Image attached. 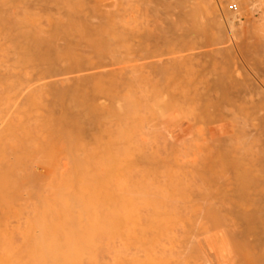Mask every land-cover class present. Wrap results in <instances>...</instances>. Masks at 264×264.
<instances>
[{
  "label": "rangeland",
  "instance_id": "obj_1",
  "mask_svg": "<svg viewBox=\"0 0 264 264\" xmlns=\"http://www.w3.org/2000/svg\"><path fill=\"white\" fill-rule=\"evenodd\" d=\"M7 1L8 0H6L5 2H4V0H0V11L2 12V13H0V18H1V14L3 15V13H4V15L7 16V18H6V16H4V19H1L4 22L7 19L10 20L11 18H13L14 15H17V14L19 15L22 12H23L22 14H24L26 11H25V8L24 9L22 8L23 5H26V8H28L29 10L31 9L32 12L40 13L43 11L48 12L49 10L54 9L56 6L55 4L57 2L55 0H46V1L34 0L33 2H32V0H9L12 2V3H10L11 5L14 4L13 6H11V5L9 6L7 4L9 1L8 2ZM77 1H79V2H77ZM82 1L81 0H75V2H77V4H80V5L82 4L81 3ZM87 1L85 0V2H86V3H84L85 5L87 4ZM92 1H91V3L88 1V5L93 4V6H96L97 2L94 3V1H93V3H92ZM110 1L111 0H107L106 2H110ZM114 1H115V3H119L118 1H123V0H118V1L114 0ZM126 1L129 2V0H126ZM126 1H125L126 7L129 8L128 6L131 5L130 6V8H131L133 4H130V2L132 3L133 0L132 1L130 0L129 5H127ZM192 1H194V2H190V3H192L193 5H196V6L198 5L196 8V11L195 10L194 11L196 13L199 11V13H197L196 16H194L195 13L193 14V16L190 14L189 15L192 16L193 18L195 17L194 19L197 21L192 20L191 17L189 18V15H188L189 11H187V10H191V9H188L191 6L186 7L185 8L186 11L182 8H181L182 10L178 8L177 10H180L178 12H182L184 10L185 14H186V15L184 14L185 18L186 19L189 18V20H187L185 22V19L183 18L184 15H182V13H181V15H182L181 17L184 20H182L181 25L179 23V25L181 27L179 33H182V35L186 34L188 38L186 37V35H185V37L184 36H182V37H184L185 39H188V40L191 38V40H190V42H191V41H196L197 35H199V34L201 35V34H203L201 32H204L205 34H203L201 36L199 35V37L197 39L199 40L200 37H203L202 40L201 39L200 40L202 42H203V39H204V41L209 40L210 42H208V43L211 46L210 45H209L210 47L203 46L204 48L200 47V46L197 47L199 44L197 46H195L196 45L195 43H197L198 40L195 43L191 42V44H192L191 45L190 42H188V40L182 39V40H184V43L186 41L185 46L187 48L184 46L185 50L183 48L184 51L177 54V55L182 56V59L180 58V60H181L180 64L181 63L184 64L183 62L186 63V61L190 59V64L192 63L193 65H189L186 63V65H184V69L186 70V68H187V69H189L188 71H194V72H189V74H188L187 73L188 71H186V73L183 74L184 69L180 68L182 70H180V69H178V70H180V72L183 71V72H181L182 76L181 75L177 76L175 72H179L178 70L175 72L171 71L170 72L171 75L173 74L172 72H174L173 75L175 77L172 76V78H171V76H168V79L170 78V80H171L170 82H173V83L169 84V87L167 88L166 93H163V94L161 93L162 95L158 94L159 95L158 98L164 97L165 99H169V100H170V98L172 99V101H169V102H167V100L166 101L164 100L163 102H165V103L166 102L167 103H172V102L174 103V101H176V99H177V103L182 102V104H180V105L181 106L183 105L182 106L183 109L179 104H177V103H175V104L180 106V107H178V110L180 109L179 114L182 118H180V116H179V118H180L179 123L183 127H185L186 130L182 129L179 132V134L178 133H174V134L166 133L167 136L164 133H163L164 135L162 133H157L156 135L154 133H151L150 135L147 136V138L145 137L147 139L146 140L147 144L144 143V146L141 145V146H143V148L139 149V151H133V153L132 152H128V153L122 152L121 154L119 153V154L115 155V156H117L116 158H115V156L101 158L97 163L93 164V166L89 167L88 169L87 168L85 170L81 169V171L85 172V173L82 172V174L80 173L81 171L78 170L79 171L78 172L77 169H75L76 170L75 172H77V174H79V173L81 175L87 174L89 176V177L84 176V180H86V182L85 183L83 182L82 184L80 183L81 185L84 184L82 187H80V185L78 186L77 183H75V185H76L75 186L73 183V185L76 189L78 186V189L80 190L79 192H81V191L84 192L82 195L85 194L86 196L85 195L84 196L86 198L79 194V196H81V197L76 196L78 199L75 201V203H74V200L72 198L70 199L69 203L70 204L74 203V204L78 205L79 203L83 202L85 204V205H83V206H85L84 209H88V210L92 209L91 211L95 210L96 212L94 211V213L93 212H91V213L87 212L86 213L84 210V212L81 213L82 207H80V204H79L78 206H76V205L75 206L78 208L80 207V209L73 211L74 213H68V214H71L70 216L68 215L69 218H62V216L59 214V213H61L62 208H63V210L66 209L65 210V213H66L69 209V208L67 209L68 205L67 206L64 205L65 206V208H64L60 204V202L62 200H60V202H59L56 199V204H59L60 206L59 205L55 206V204H54L55 200L53 199L51 194L56 193L58 190H60V189H58V187L59 188L63 187L62 189H64V187L69 186L70 182L75 181V180H71V176H69L70 171L67 172L64 170L65 174L66 173L68 174V175H66L68 177H66L64 175V177L67 178V179L66 178L65 179L67 181L71 180L70 182H67L68 185H66V186H65L66 183H64L62 185L61 182L60 183L62 186L61 185L59 186L60 183L57 182V180L59 181V178H61V177L64 179V177H63L64 172H62L63 171L62 168H64V167H62V168L59 167V169H57L56 172L53 171V172H55L56 175H58L59 178H57L56 175L54 176V178H57V180L54 181L52 178V181L54 182V184H55V182L57 184V185L55 184L52 186V184H51L52 182L50 181L51 175H53L51 173L52 169L47 171L46 173H44L42 175L44 177L39 178L40 180H35V181H28V179H26L27 175L30 172L28 168H23V170H22L23 176L24 175L26 176L25 178L22 175H21L22 177L20 175H18L19 171H17V170L13 171V169L12 170L10 169L12 171V173L5 172V175L7 173H9V175L11 176V177L7 176L9 181H10V178L12 180L10 182L11 183L10 189L16 183L15 179H18L16 177V173H17V176H20V178H21V179H19V181L16 180L17 182H19V186L21 184L20 182H22L23 184L24 183L26 184V186L24 184V186H20V187L16 186V184H15L17 189H16V187H14V189H12L11 192H9L10 190H7L9 193H6L7 191L5 190L6 195L12 194L14 196V194H15L16 198H14L11 195H9L8 197L4 196L5 193L2 191L3 188L1 186H3V187L5 186L4 181H6V178L2 179L1 177L5 176L4 175L5 169L3 167L2 168L0 167L2 169V170L0 169L1 170V172H0V184H2L0 186V193H1V191L3 192L2 196H0V200H1V202H0V204H1L0 205V209H1V213H0V216H1L0 217V230L1 231H0V234L3 233L2 237L0 236V242H1L0 243V250L2 249L1 250L2 255L4 257L6 256L5 258L0 257V264H2V260L4 262V259H6V261L3 264H24V263L25 264H36V262H37V264H43L45 261L43 259L44 257L45 258L48 256L51 257L53 254L51 255L50 252L53 249V247H51L53 244L52 245H50V244L53 243L54 240L53 241L51 240L52 241L51 242L50 237L53 238L54 236H51L52 234L51 235L49 234L50 236L48 239L47 233H45V234L40 233V232H43V231H40V228L43 227V229L46 231L47 227L50 228L52 226V225H50L52 223H49L50 221H47L48 223L46 224L44 222L45 221L44 219H49V218H47L48 214L50 215L53 213H55V215L53 214L55 216V218L52 217V220H51V221H53V225H54V227L52 226V229L56 230V227H60L61 222H62V225L60 228L64 229V230H62V229L60 230L58 228V230H56V233H55V231H53V233H54L53 235H56V237L58 236L59 239L62 240L64 238L62 240L63 242L61 245L62 250L59 253L61 254L62 257H64L63 253L65 252L64 253L65 256L66 255H68V256H66L65 261L63 260L64 263H62L63 261L58 263L52 257L53 260H48V261H50L49 263H48V261H45V264H61V263L62 264H66V263L67 264H74V263L77 264V262H79L78 264H264V259L261 258L262 254H263V250H264L263 245H262V240H263L262 238H264V233L261 234L262 232H264V230H263L264 229V215L260 214L259 221L256 220L255 216L253 218L248 216L253 211H255V209L259 205H261V204H262V206L264 205V182H263L264 181V171H263L264 167L261 168V165H262L261 162L262 163L264 162V160L262 161V159H264V158H261V154L263 155L262 157H264V107H263V105H264V0H218V1L217 0H200V1L199 0H192ZM18 2L21 4L22 7L21 6H19V7H21L22 10H19V7H16V5H18L16 3H18ZM35 2L40 3V4H34ZM72 2H74V0ZM121 3H119L118 9L121 8V6H120ZM185 3H186V1H185ZM201 4H202V6H201ZM86 6H85V8H86ZM99 6H101V4ZM99 6H97V7H99ZM110 6L112 8H110L109 12H107L108 10H105L106 13L105 12L101 13V14H104V15H102L104 17H101L98 14L101 17L100 18L97 15L100 19H103V21L101 20L100 23L98 22L100 24V26L95 28L96 30L97 29L100 30V34H99L98 38L103 39L106 36L105 33L107 34V32H109L108 30H110V29H112L110 31H113V29H115L116 26L117 27L119 26V28H116V29L122 30L123 29L122 27L124 25L122 24V27H120V25H119L120 23L118 22V20L121 19V16L124 14H125L124 18H126L125 23H127L125 25L126 26L128 25L127 28L124 27V29H126V30H124V29L122 30V31H124V35H125L127 29L128 30H130L132 28L140 29L139 27H141V28L144 27V22L146 20L144 18L141 19L139 17V15H138V19H137L136 18L137 16L134 15V13L136 11L130 12V10L124 9L122 7V10L124 9L126 11L124 12V10H123L124 13H122L120 11L119 13H121L122 15L120 14L121 16L119 18V17H117L119 14L116 13L118 10L115 12L114 11L115 8H113L114 5L112 4ZM123 6L125 7V4ZM211 6H213V7H211ZM6 7H8V8L6 9ZM83 7H82V9H83ZM133 7H134V5H133ZM198 7H199V10H198ZM210 7H211V9H210ZM102 8H104V6H102ZM193 8L194 7H192V9ZM77 9H79V8H77ZM80 9H81V6H80ZM104 9H109V8H104ZM132 9H134V8H132ZM204 9L206 12L204 11ZM99 10L101 11L102 9H98V11ZM112 10L114 11L115 14L112 12ZM208 10H209V12H208ZM222 10L223 11L225 10V11L223 12ZM10 12L13 15L12 17L8 16V15H11V14H9ZM32 12H31V14H32ZM110 12H112V14L115 16L114 17L115 21H117L118 23H116L113 20V18H112L113 15L109 14ZM191 12H193V11L191 10ZM27 13H28V11L26 12V14ZM26 14H24L25 16L23 15V17H25V20L27 18L26 16L28 15V14L27 15ZM137 14L138 13H136V15ZM199 14L201 15V17ZM17 16H16V18L20 19ZM33 16L36 17L37 15L36 16L33 15ZM39 16L41 17V15H39ZM128 16H130L131 19H133L134 21H130L131 19H128ZM46 18L47 17H45V19ZM214 18H216V19H214ZM21 19H23V18H21ZM29 19H31V18H29ZM42 19L43 18H41V19L39 18L40 22L46 24L45 21H42ZM45 19H43V20H45ZM104 19L105 20L110 19V20H108V22L112 27L109 24H107L108 25L107 26L106 23H108V22H104L105 21ZM143 19H144V22H143ZM190 19H191V22H190ZM34 20H36V19H34ZM127 20H128V22H127ZM163 20H164V18H163ZM2 21H0V24ZM192 21H193V23L195 22L194 26H192L193 24H191ZM102 22H104L103 25H102ZM121 22H122V20H121ZM165 22H166V20H164V23ZM135 23H136V26H135ZM4 24L6 27L7 23L5 22ZM44 24H43V26H44ZM112 24H114V25H112ZM104 25H106L107 27L106 26L104 27ZM133 26L138 27V28H135ZM1 27L2 26L0 25V32H2V30L3 31L6 30L5 32H8L7 30L9 29V25H7L8 29L7 28L4 29V25H3L2 30H1ZM18 27H20V26H17L15 29L18 30ZM44 27H46V25ZM186 27H187V29H186ZM13 28L14 27H12V29ZM47 28L48 27H46V29ZM182 28L186 29V31L188 29L189 30H188V32H183L185 30H183ZM24 29L26 30V28H24ZM120 30H117V31H120ZM10 31L12 33H15V30H14V32L12 30H9V33H11ZM117 31H116V33L118 34ZM135 31L136 30H134V32ZM113 32H110V33H113ZM132 32H129V34H131ZM192 32H194V33H192ZM196 32H198V34ZM110 33H108V34H110ZM188 33H189V35H188ZM1 34H0V36H1ZM108 34H107V37H108ZM191 34L193 37L190 36ZM6 36H9V35H6ZM6 36L4 38H6ZM111 36H112V34H111ZM121 36H123L122 33H121ZM118 37H116V38H118ZM128 37L132 39L133 35L132 36L130 35ZM206 37L207 38L209 37V38L207 39ZM212 37L215 38L213 40L215 42L214 43L212 42V44H215V46H213L211 44V40L213 39ZM123 38L124 37H122V39ZM7 39H8V37H7ZM119 39H121V37ZM2 40L4 41V39H2ZM2 40H0L1 44L3 42ZM112 40H113V36H112ZM135 40L133 39L132 41H135ZM13 41H14V39L12 40V43H13ZM16 41L17 40H15L14 42H16ZM121 41H123V40H121ZM126 41H127V39H126ZM20 42H21V40H20ZM109 42L110 41L107 40L108 45L113 44L112 42L109 44ZM216 42L219 43V47H218V44ZM126 43H129V46L131 45L130 44L131 42L127 41ZM135 43L136 42H134L133 44H135ZM199 43H201V42L199 41ZM8 44H10V40H9V43L5 44L6 47H8V49H9ZM118 44H120V43H117V45ZM133 44L131 45L133 47L130 46L131 48H134L135 45H133ZM120 45H122V44H120ZM2 46H4V45H2ZM124 46H127L125 44V42H124ZM12 47L10 44V48H12ZM115 47L116 46H114V48ZM215 47L216 48L218 47L217 51L215 50ZM117 48H118V46H117ZM117 48H116V51L118 52V55L120 56V54H121V56H123V57L125 56L124 57L125 59L121 56H120L121 58L119 57L120 60L123 58L121 60V62L123 64L124 63L125 64L122 66H121L122 63L115 65V68H118V72L121 70V69H119L120 66L122 67L123 70H124V67L127 70H124V71L121 70V72H119L116 75V77L113 76L114 78H116V80L117 79H120V80L117 81L118 82L117 84L111 85L112 87L111 86H107V87L109 89L113 90L114 92L116 90L115 94H117V92H120V93H118L119 98H121V97L124 98V96H125V98H128L127 95H129V93H130L129 97L131 96L132 99L135 96L137 98L138 92L136 90H138L140 88L139 86L141 84H142L141 86H143L144 88H145V85H144V82H141L139 84L137 82L138 78H134L133 76L139 75L138 73L145 69L143 67L144 69L141 70V67H140V65L144 62V60L138 59V56H136L134 54V52L131 53L133 55H131L129 51H128L129 55L127 54V52L125 55L124 54L122 55V53H120V52H122L123 50L126 51L125 50V49H127L126 47H125V49L123 48V50L121 48L122 51L119 48L118 49ZM188 48H192V51L189 49L190 53L187 50ZM212 48H214L213 49L214 52L210 53ZM13 49H11V50H13ZM16 49H18V47H16ZM5 50H6V48H5ZM11 50L9 51V53L12 52ZM118 50H120V51H118ZM22 51L23 50L20 51V49H18V52H15V53H18V55H21ZM124 51H123V53H124ZM0 52L4 53V49H1ZM19 52H21V53L19 54ZM117 52L114 55H116ZM192 52L193 53L195 52V53L193 54ZM199 52L201 53L200 55H199ZM2 53H0V55ZM6 53L8 54V52H5V54ZM111 53L113 55L114 51L113 52L111 51ZM186 53L188 54V57L191 56L189 59H188ZM191 54L194 56L195 55H197V56L193 57ZM4 55L2 57H4ZM201 55H202V57H201ZM208 55H209V57H208ZM6 56H7V58L9 57L8 55H6ZM22 56H24V54ZM135 56H136V59L134 58ZM2 57L0 59H2ZM116 57H117V55H116ZM7 58L4 57V59H2V60H5ZM29 58H31V56H29ZM196 58H198V59H196ZM23 59H25V56ZM23 59H22V61H23ZM32 59L33 60L30 59L32 61V64L36 63L34 61L35 58H32ZM112 59H114V58L112 57ZM28 60L29 59L27 58V60L26 59L24 60L26 62L23 61L24 65L25 64L27 65ZM123 60H125V61H123ZM138 60H139V62H138ZM5 61H7V60H5ZM10 62H13V61H10ZM23 62H22V64H23ZM126 62L128 65L126 64ZM129 62H130V64H129ZM225 62L227 63V65H224V64H226ZM29 64H31V63L29 62ZM137 64H138V66H137ZM182 64H181V67H183ZM200 65H201V67H200ZM128 67H131L132 69L134 67L137 70V73H134V75L131 76V74H129V72L131 71L130 70L131 68H128ZM215 68H217V69L219 68V70H217ZM201 69H203L204 72ZM27 71H28V69L25 70V72H27ZM217 71H219V72H217ZM30 72L31 71H28L29 75L31 76ZM180 72H179V74H180ZM198 72H199V74L197 75ZM120 73H121V75H120ZM122 73L127 74V75L125 76ZM143 73H144V71H143ZM143 73H141V74H143ZM201 74H203V75H201ZM185 75L186 76L188 75V76L186 77ZM199 75H201V76H199ZM227 75H228V78H226ZM142 76H144V74ZM122 77H124V78H122ZM135 77H137V76H135ZM221 77H222V79H221ZM132 78H134V80H132L133 83L127 81L128 79L131 80ZM184 78H185L186 83L184 82ZM213 78H215V80H213ZM119 81L121 83V87H119L120 86ZM135 81H136V84H135ZM122 82H125V83H123L125 85L128 83L129 86L123 85ZM10 83H11V80H9V83L7 80L6 85L10 84ZM219 84H220V86H219ZM229 84H230V86H229ZM2 85L5 86L4 83ZM2 85L0 83V86H2ZM122 85L124 87H126V89L123 88ZM131 85H133V87ZM216 85H217V87L219 86L218 88H220L219 89L220 92L218 91V88L216 90V88H215ZM236 85H238V87ZM4 86H2V87L5 88L6 91H5V89L2 90L3 88H1L2 91H0V93L3 95V96L1 95L0 98L2 97L4 99V100L2 99L3 103H2V101H0L2 103V106L0 103V107H1L0 111H2L5 108L7 110L9 108V110L7 111L5 109L4 110L5 112L3 111L2 114L0 112V115H1L0 120H1V118L5 119V117H8V119H9V117H10L9 121L12 122V123H10V126L7 124V122H6V125H8V126H6L5 123H4V125H5V127H9L7 130H10V129H11V131L13 130V132H11V133H14L16 135V136H12V134H10V131L4 132V130L1 128L0 132H2V134H4V135L6 133L9 136V141H7L8 143L4 142V143H0V144H2V146L4 145L5 147L7 146V148H8V146L10 145V142H11L10 140H12L10 138H13V140H16L15 143L11 142V145H17L18 144L19 139H20L19 137H21L20 132L22 133V131H23L22 129L25 126H28L31 130L33 129L34 130L33 133H35L36 137L38 136L37 134L41 133L40 132L41 131V125H42L44 119H42V118L36 119L33 116L38 115V113H36L34 115L35 109L37 112L40 111L39 114L46 110V109L45 110L42 109V112H41L40 109L43 107L42 104L47 105L48 101H46V100L48 98L46 99L45 98L46 95H45L44 96L45 100L42 99V101H43L42 103H40L41 101H39V100L34 101V102H33V100H31L32 104L30 103L31 101L29 99H27L28 101L24 105H18V106H16L17 108L14 107L15 104L12 105L13 103L10 104V106L8 107V105L12 99L10 100L9 103H8V100H7V102H4V101H6L5 99H10L9 96L11 97V95L8 96V91H9V93H11V91L8 90V88H10V87H8V85L5 87ZM114 86H116V87H114ZM205 86H206V88H205ZM118 87H119V89H118ZM143 87H141V88H143ZM210 88L214 91H212ZM109 89H108V91H111ZM122 89H123V92H122ZM131 89H132V91H131ZM222 89L227 90V92H228V93L226 92L228 95L227 99L229 96H230L229 99H233V101L232 100L230 101L231 104L236 100V102L233 104L234 106L231 108V110H234L235 113L234 112L230 113V115L231 116L233 115V116L229 117L227 119V121H224V119L222 120V121H224V123L226 122L225 124H227V125H223V126H221L219 124L220 129H221V127L223 128L222 130L215 131L216 129L215 130L213 129L214 131H212L211 129L214 126H211L210 124L212 122V123H215V125H216V122H213L212 119H210V121L208 122V120H206L207 119L206 117H205L206 118L205 121H204V117H203V119L201 118L202 119L201 121H199L200 116H198L197 113L200 112L199 114H201L200 110L204 109V104L206 103V101H208V99L214 101L217 98V96L220 95L218 97V104L220 103L219 100H221V102H223L224 97L222 98L223 100L220 99V97L223 96L221 94L224 93V90H222ZM4 91H5L4 94H6V95L3 94ZM113 91H111V92H113ZM184 91H186V92H184ZM206 91H207V95H206ZM210 91H211V94H210ZM221 91H223V92H221ZM111 92H110V94H111ZM131 92L134 95H132ZM134 92H136V95ZM178 93H179V95H178ZM35 94L36 93L34 92V95ZM44 94H46V93H44ZM47 94H49V93H47ZM164 94L166 95V97ZM28 95L26 96V98L28 97ZM49 96H50V94H49ZM224 96H226V95H224ZM237 96H238V98H237ZM6 97H8V98H6ZM179 97L182 98V100ZM186 97L188 99L190 98L189 101ZM208 97H210V98H208ZM251 97H253V98H251ZM26 98L23 100H26ZM30 98H32V97L30 96ZM38 98H40V96ZM197 98H198V100L199 99L200 100L198 101ZM205 99H206V101H205ZM229 99H228V101H229ZM135 100H137V99H135ZM156 100H158V99H156ZM184 100L185 101L187 100L188 102H185ZM202 100H204L203 104H199L200 101L202 103ZM237 100L239 101V103L237 102ZM240 100H241V103H240ZM44 101H46V102H44ZM110 101L112 102V105H111ZM110 101L106 103L109 108L115 105L114 101H112V100H110ZM160 101H158V103ZM197 101H198V103H195ZM163 102H161V103H163ZM189 102H191V104ZM4 103H6V104H4ZM151 103H152V107L154 105L155 108L158 105V103H156V102H155L156 106L153 102H151ZM211 103H213V102H211ZM209 104L210 103H208V105ZM237 104H238V106H240V104H242L240 107L243 108V111H241L242 108H240L239 110L237 108V110H235ZM6 105H7V107H6ZM141 105H143V104H141ZM148 105H149V109H151V105L150 104H148ZM148 105L146 104V106H147L146 109L148 108ZM197 105H199V106H197ZM39 106H40V108H39ZM201 106H203V107H201ZM205 106H206V104H205ZM245 106H247V108H245ZM10 107L11 108L14 107L16 109L12 108V110H11ZM28 107H29V109H28ZM45 107L47 108L48 106H45ZM195 108H196V110H193ZM199 108H200V110H198ZM252 109H254L255 111H253ZM157 110L158 109H155L156 113H157ZM210 110L212 113V109L207 110V108H205V110H202V111L203 112L206 111L205 114L206 113L208 114ZM238 111L239 112L241 111V114L235 116ZM246 111H248V112L246 113ZM181 112L183 115L181 114ZM249 112L251 113V115L249 114ZM5 113L8 114V116ZM244 113L248 114L249 116H247V115L244 116ZM177 114H178V112H177ZM4 115H6V116H4ZM24 115H25V117H24ZM29 115H31L30 120L28 117ZM230 115H228V116H230ZM20 116H22V117H20ZM14 117H15V119H14ZM26 117H28V119H26ZM24 118H25V120H27L26 125L22 124L23 120L21 121V119H24ZM190 118H191V120H190ZM2 121H3V119H2ZM193 121H195L196 123H194ZM2 123H0V124H2ZM224 123L222 122L221 124H224ZM11 124H13V126ZM19 129H20V132L17 133V130H19ZM184 130H185V133H183ZM31 134H32V132H31ZM7 135H5V137L4 136L0 137V140L2 141L4 139H6ZM149 136H151V137H149ZM159 136L162 137L161 138L162 142L160 141ZM173 136H174V138H172ZM155 137L157 140H159L158 143H157V140L155 139ZM140 142L141 143H139V144H142V141H140ZM152 145L153 146L155 145L154 148ZM2 146L0 145V150H2L1 148L4 147V146L3 147ZM138 147L140 148V146H138ZM156 147L157 148L159 147V148L156 149ZM257 150H258V152H257ZM259 150L261 151V153ZM140 151H141V153H140ZM32 154H34V153H32ZM57 154H59V153H57ZM119 155H120V157H119ZM125 155L128 157L130 155V157H132V158L127 157V159H126ZM33 156L34 155H32V157ZM57 156L60 157L62 155L59 154ZM117 158H119L120 160ZM157 160H159V161H157ZM104 162H106V163H104ZM146 164H148V165H146ZM100 165H102V166H100ZM116 165H117V167H116ZM146 166L147 167L151 166V167L150 168L148 167L146 169ZM12 167H14V166H12ZM260 168H261V170L263 169L262 172H261ZM15 169H16V167H15ZM20 169H22V168H20ZM54 169H56V168H53V170ZM118 169H121V170H118ZM25 171H28V173L27 174L24 173ZM71 171H73V170H71ZM111 171H112V173H111ZM258 171H260V172H258ZM13 172L15 175L13 174ZM75 172H74V175H77V174H75ZM19 174H21V171L19 172ZM59 174L61 176H59ZM115 174H117V175L115 176ZM48 176H50V178H48ZM76 177H78V176H76ZM94 177L96 178V181H95ZM128 177H130V178H128ZM1 179H2L3 183L1 182ZM46 179H49V182ZM63 179H62L63 182L66 181ZM104 179H105V181H104ZM81 180H82V178H81ZM106 180H108V181H106ZM135 181H137V182H135ZM39 183H42V184H39ZM48 183L50 184V186ZM125 183H127L128 185ZM132 183H133V185H131ZM12 184H13V186H12ZM27 184L29 186L30 185H33V186L28 187ZM71 184H70L69 188L68 187H66V188H68L72 192H78V190H74L75 188ZM89 184H90V186H89ZM119 184H121V185H119ZM129 184H130V186H129ZM241 184H244V185H241ZM109 185H111V186H109ZM125 185H126V187H125ZM243 186H246V187H244V189H243ZM116 187H118V189ZM84 188L86 190H83ZM126 188L128 189V191ZM45 189H47V190L44 193L43 191ZM68 189H66V191H68ZM93 190H95V191H93ZM122 190L123 191L125 190V191L123 192ZM242 190L244 192H242ZM39 191L42 192V194L43 193L44 194L42 195ZM70 191H68V193ZM88 191H89V193H88ZM119 191H121V192H119ZM239 191H240V194L242 193L243 195H239V193H238ZM49 192H51V193H49ZM58 192H60V191H58ZM58 192L56 193V196L59 195ZM95 192H97V193H95ZM128 192H130V194ZM39 193L42 196L39 195ZM61 193H62V191H61ZM104 193H106V194H104ZM70 194H72V193H70ZM124 194H126V195H124ZM73 195H75V193ZM73 195H70L69 197H72ZM244 195H245V197H244ZM40 196H41V201H44V200L47 201L49 199L52 200V202H53L52 208H55V207L58 208L59 207L58 209L55 208V211H53L51 213H50V210L49 211L47 210V212L45 213V214H47L46 215L47 217L46 218L44 217L43 220H40V218L42 219V216H43V215L41 216V212L39 214V217H36V215L35 216L32 215V214H34L33 212H35V211H32L33 210L32 207L35 208L37 206L36 208H39L40 202H39L38 198L40 199ZM1 197L5 198V199H2ZM10 197H12V198H10ZM104 197H106V198L104 199ZM95 198H96V200H95ZM244 198H246V200ZM11 199H12V201H11ZM13 199H14V201H13ZM36 199L38 202L36 201ZM64 199H65V197H64ZM80 199H82L84 201H81ZM2 200H5V201H2ZM68 200H69V198H68ZM71 200H73V201H71ZM92 200H93L94 204L92 203ZM57 201H58V203H57ZM71 202H73V203H71ZM76 202H78V203H76ZM101 202H102V204H101ZM62 203H63V201H62ZM105 203L106 204L108 203V204L106 205ZM41 205H42V207L40 206V208H39L40 210H42V208L46 209L48 207L49 203H48V205H46L44 202V204H41ZM81 205H82V203H81ZM89 205H91L92 208ZM69 206L72 209L73 206L72 205H69ZM50 207H51V205H50ZM76 207H73V208L78 209ZM98 207H99V209H98ZM36 208H35V210H36L35 214L38 211ZM59 209H60V212L57 213V211ZM105 209L110 211V212H108V211L105 212L106 211ZM88 210H86V211H88ZM6 212H7V214H6ZM63 212L64 211H62V213ZM18 213H19V215H18ZM58 214L61 217L58 216L56 218V215H58ZM86 214H87V216H86ZM63 215H66V214L63 213ZM88 215H90V216L88 217ZM32 216H34V217H32ZM92 216H93V218H91ZM247 216L251 220H247L248 219ZM32 218H33V220H31ZM244 218L245 219L247 218V219L245 220ZM93 219L96 221L93 222ZM59 220H61V221L59 222ZM254 220L257 221L258 223L255 222L256 225H255V223H253L254 229L250 227L252 230L250 229V231H248L249 230V228L247 229L248 222L249 221L254 222ZM39 221H41L40 224L38 223ZM67 221H70V223ZM77 221H79V222H77ZM87 221H89V222H87ZM245 221H246V224L244 223ZM34 222L36 224H34ZM63 222L64 223L67 222L66 225H68V226L65 227L66 225L63 224ZM43 223H44V225H43ZM69 224L70 225L72 224V225L70 226ZM80 224H82L83 228L81 227ZM38 225L40 226V228L38 227ZM45 225H47V227ZM79 225H80V228L78 227ZM86 226H87V228H86ZM250 226H252V225H250ZM255 227H257V229ZM258 228L261 230V233H260V230H258ZM43 229H41V230H43ZM87 229L89 232L90 231L91 232L88 233ZM69 230L71 231V234H70ZM77 230H79V231H77ZM254 230H256V231H254ZM38 231H40V232L38 233ZM257 231H259V232H257ZM86 233H88L87 236H86ZM38 235H40V236H38ZM65 235H66V237H65ZM25 236H27V237H25ZM35 236L37 239L34 238L33 241H35V243L37 241H40V242L36 243V244H38V246L37 245L36 246L41 249V253H42V254L40 253L41 256L38 255V253H37L39 250L37 252L35 251L37 248H36V246L34 247V245L32 244V241H31L32 238ZM38 237L39 238L41 237L40 238L41 240ZM45 237L50 241V242L48 241V244L50 243L49 244L50 247L48 246L49 249H47V250L51 256L50 255L46 256V254L43 255L45 252V251H43V248H45V250H46L47 245L44 244L46 246L45 247L44 245H42L43 243L41 241H44ZM65 238L68 240H66ZM70 238H72V239H70ZM24 242H25V244H24ZM46 243H47V241H46ZM72 243H73V245H72ZM39 244H40V246H39ZM80 244H82V246ZM50 248H52V249L50 250ZM57 249H59V247ZM26 250H27V252H26ZM77 251L80 252V254ZM56 252L58 253V251H56ZM56 252H55V254H56ZM83 253H85V254H83ZM30 254H31V256H30ZM60 254L58 255V258L60 257ZM9 258H10V261L7 260ZM33 258H35V259H33ZM76 258H78L79 260H77ZM60 259H61V257H60ZM73 259H74V261H72ZM34 261H36V262H34ZM15 262H17V263H15Z\"/></svg>",
  "mask_w": 264,
  "mask_h": 264
},
{
  "label": "bare ground",
  "instance_id": "obj_2",
  "mask_svg": "<svg viewBox=\"0 0 264 264\" xmlns=\"http://www.w3.org/2000/svg\"><path fill=\"white\" fill-rule=\"evenodd\" d=\"M6 0H4V2H5ZM9 1V0H8ZM7 1V2H8ZM34 0H32V2H33ZM44 1H46V0H44ZM55 1H57L56 2V6H55V8L54 9H52V10H49L48 12H40V13H36V12H32L31 11V9L29 10L28 8H26V5H23V7L21 6V4L18 2V3H16V4H18V5H16V7H19V6H21L23 9L25 8V11L27 12L28 11V15L26 14V12L24 13V14H26L27 16V18H26V20H25V17H23V15L24 14H22V13H20L18 16L17 15H14V19L13 18H11L10 20H6L5 22L7 23V25H9V29L7 28V25H6V27H5V22L4 21H2L1 19H4V16H6V15H4V13H3V15L1 14V18H0V21H2L1 22V26L3 27V25H4V29H8L7 31L8 32H5L6 30H2V27H1V30H2V32H0V34H1V36H0V40H2V39H4V43L6 44V43H9V40H10V44H11V47L12 48H10V44H8V46H9V49H8V47H6V45L2 42V44H1V41H0V47L2 46V45H4V46H2L1 48H0V51H1V49H4V53H2V52H0V53H2L1 55H0V58L5 54V52H8V54L6 53L5 55H4V57H6L7 58V56L6 55H8L9 57L7 58V59H5V60H7V61H5V60H2V59H4V57H2V59H0V83H1V85L4 83L5 84V86H7L8 85V87H10V88H8V90H10L11 91V93H9V91H8V96L9 95H11V97L9 96V98L10 99H5L6 101H4V102H7V100H8V103L10 102V100H11V102L9 103V105H8V107L10 106V104H12V105H14V107H16V106H18V105H24L28 100L27 99H29L30 101L31 100H33V102L34 101H41L40 103H42L43 101H42V99L43 100H45V98L47 99L46 101H48L47 102V105H45V104H42V108L40 109L41 110V112H42V109L43 110H45L44 112H42V113H40L39 114V112L40 111H36V109H35V112H34V115L36 114V113H38V117L35 115V116H33V117H35L36 119H39V118H42V119H44V121H43V123H42V125H41V133H39V134H37L38 136L36 137V135H35V133H33V129L31 130L28 126H25L22 130V133L20 132V129L19 130H17V133H19L20 132V134H21V137H19L20 139H19V142H18V144L17 145H11V142L12 143H15L16 142V140H13V138H10V139H12V140H10L11 142H10V145L8 146V148H7V146L5 147L4 145V147L2 146V144H0L3 148H1L2 150H0V167L2 168H4L5 170H4V175H5V172H9V173H12V169H13V171L15 170H17V171H21V174H19V172H18V175H22L23 176V174H22V170H23V168H28L29 169V174L27 175V178L26 179H28V181H35V180H40L39 178H41V177H44V176H42L44 173H46L47 171H49V170H51L52 169V171H51V173L53 174V175H51V178H50V176H48V178H50V181L52 182L51 184H52V186L53 185H55L56 184V182H55V184H54V182L52 181V178H53V180L55 181V180H57V178H59L58 177V175H56L55 174V172H56V170L57 169H59V167L60 168H62V167H64V168H62L63 169V171L62 172H64V170L65 171H70V173H69V176H71V180H75V181H73V182H70L71 180H66L67 178L66 177H68V176H66V175H68L67 173L65 174V172H64V174H63V177H64V175L66 176V177H64V179L63 180H66V181H62V179L61 178H59V181L57 180V182L58 183H62V185L64 184V183H66L65 184V186L66 185H68V183L67 182H70V184L71 185H73V183H74V185H75V183H77V185L79 186L80 185V187H82L83 185H81L83 182L85 183L86 182V180H84V176H88L87 174L85 175H81L82 174V172H84V171H81V169H83V170H85L86 168L88 169L89 167H91V166H93V164H95V163H97L101 158H106V157H111V156H115V155H117V154H121L122 152H132L133 153V151H139V149H142L143 148V146H144V143L145 144H147V142H146V138H147V136L148 135H150L151 133H154L155 135L157 134V133H164L165 135H166V133H172V134H174V133H178L179 134V132L182 130V129H185L186 130V128L185 127H183L179 122V119L180 118H182L181 116H180V114H179V110H178V107H180L181 105L180 104H182V102L181 103H177V99H176V101H174V103L172 102V103H167V102H169V101H172V99L170 98V100L169 99H165L164 97L163 98H158V94H160V95H162L163 93H166V90H167V88L169 87V84L170 83H173V82H170L171 80H170V78L168 79V76H171V78H172V76L173 77H175L173 74H174V72L175 71H177L178 69H180V68H183L184 69V65H186V63L187 64H189V65H193L192 63L190 64V57H188V54H187V57H188V59L189 60H187L186 58V63L185 62H183L184 64H182V66L183 67H181V64H180V58L182 59V56L181 55H177V54H179L180 52H183L184 50H185V48H184V46H185V44H186V41H185V43H184V40H182V39H185L184 37H185V35H182V33H179V31H180V25H181V22H182V20H184L185 19V22L187 21V20H189V18L191 17L192 18V20H195L192 16H193V14H194V16H196V14L197 13H199V11L196 13L195 11H196V8H197V6L196 5H193L192 3H190V2H194V1H192V0H131L132 1V3L130 2V0H129V2H130V4H133L134 5V7H133V5H132V7L130 8V6H128L129 8H127L126 7V3H125V1L126 0H123V1H118V0H116V1H118L119 3H121V8H119L118 9V6H119V3H115V1L114 0H111L110 2H106L107 0H93L94 1V3H96L97 2V4H96V6H93V4L91 5V4H89L88 5V1L91 3V1L92 0H86L87 1V6L84 4V3H86L85 2V0H81L82 2V4L80 5V4H77V2H79V1H77V2H75V0H74V2H72L71 0H55ZM93 1H92V3H93ZM184 1V2H183ZM185 1H186V3H185ZM200 1V0H199ZM218 1V0H217ZM3 2V1H2ZM40 2V1H39ZM127 2V1H126ZM129 2H127V5H129ZM10 3H12L11 1H9L7 4L10 6L11 4ZM42 3V2H41ZM73 3V4H72ZM115 3V4H114ZM125 4V7L123 6L124 4ZM201 3V2H200ZM34 4H40V3H34ZM33 4V5H34ZM76 4V5H75ZM101 4V6H99ZM114 5V7L113 8H115V12L116 13H118L119 15L117 16V17H119L120 18V16L122 15L121 13H119L120 11L122 12V13H124L126 10H124V9H127V10H130V12H135L134 13V15L135 16H137L136 18L138 19V15H139V17L142 19V18H144L146 21L144 22V19H143V22H144V27H139L140 29H134V28H132V29H130V30H128L127 29V31H126V33H125V35H124V31H122L123 29H124V27L125 28H127V26L125 25V24H127V23H125L126 21H125V19L126 18H124L125 17V14L124 15H122L121 16V19H119L118 20V22L120 23L119 25H120V27H122V24L124 25L122 28V30H120V29H116V28H119V26L117 27H115V29H113V31H110V30H112V29H110V30H108L109 32H107V34L108 33H110V32H113V33H110V34H108V37H107V34L105 33V37L103 38V39H100V38H98V36H99V34H100V30L99 29H95V28H97V27H99L100 26V22H101V20L103 21V19H100L101 17H104V16H102V15H104V14H101V13H103V12H105L106 13V11L105 10H108L107 12H109V10H110V8H112L110 5ZM118 4V5H117ZM191 4V5H190ZM215 4V3H214ZM14 4H12L11 6H13ZM78 5V6H77ZM81 6V9H80V6ZM116 5V6H115ZM216 5V4H215ZM214 5V6H215ZM5 6V5H4ZM8 6V7H9ZM76 6V7H75ZM84 6V7H83ZM85 6H86V8H85ZM93 6V7H92ZM97 6H99V7H97ZM102 6H104V8H109V9H104V8H102ZM191 6V7H190ZM201 6H202V4H201ZM8 7H6V9L8 8ZM21 7H19V10H22V8ZM82 7H83V9H82ZM101 7V8H100ZM122 7L124 8L123 10H124V12H123V10H122ZM186 7H190V8H188V9H191L193 12H191V10H187V11H189V13H188V15L190 14V15H192V16H190L189 15V18H185V8ZM192 7H194L193 9H192ZM211 7H213V6H211ZM211 7H210V9H211ZM11 8V7H10ZM21 8V9H20ZM77 8H79V9H77ZM132 8H134V9H132ZM184 9L182 12H178V11H180V10H177V9ZM98 9H102L101 11L99 10L98 11ZM181 9V10H182ZM195 10V11H194ZM198 10H199V7H198ZM32 12V14H31V12ZM114 11L112 10V12L114 13ZM204 11H205V9H204ZM223 11V10H222ZM225 11V10H224ZM223 11V12H224ZM30 12V13H29ZM112 12H110L109 14H111V15H113L112 14ZM206 12V11H205ZM204 12V13H205ZM208 12H209V10H208ZM0 13H2L1 11H0ZM8 13V12H7ZM136 13H138L137 15H136ZM181 13H182V15H184L183 16V18L181 17L182 15H181ZM9 14H11V15H8V16H13L12 15V13L10 12ZM101 16H99V15ZM115 14V13H114ZM121 14V15H120ZM212 14V13H211ZM226 14V13H225ZM22 17H21V16ZM30 15V16H29ZM32 15V16H31ZM33 15H37L36 17H34ZM39 15H41V17L39 16ZM45 15V16H44ZM100 17H98V16ZM200 15V14H199ZM207 15V14H206ZM16 16L17 17H19L20 19H17L16 18ZM25 16V15H24ZM29 16V17H28ZM44 16V17H43ZM33 17V18H32ZM41 19V18H43V19H45V17H47L45 20H43L42 19V21H45V23L46 24H44V23H42V22H40V20H39V18ZM106 17V16H105ZM112 17V16H111ZM115 16L113 15V20L115 21V18H114ZM200 17H201V15H200ZM207 17V16H206ZM205 17V18H206ZM6 18H7V16H6ZM5 18V19H6ZM21 18H23V19H21ZM29 18H31V19H29ZM163 18H164V20H166V22L164 23V20H163ZM199 18V17H198ZM16 19V20H15ZM34 19H36V20H34ZM106 19V18H105ZM104 19V20H105ZM128 19H131V17L130 16H128ZM200 19V18H199ZM198 19V20H199ZM214 19H216V18H214ZM108 20H110V19H108ZM108 20H105L104 22H108ZM112 20V21H113ZM121 20H122V22H121ZM140 20V19H139ZM8 21V22H7ZM39 21V22H38ZM47 21V22H46ZM130 21H134L133 19H131ZM195 21H197V20H195ZM200 21V20H199ZM214 21V20H213ZM99 22V23H98ZM104 22H102V25H103V23ZM116 23H118L117 21H115ZM124 22V23H123ZM127 22H128V20H127ZM142 22V21H141ZM190 22H191V19H190ZM220 22V21H219ZM3 23V24H2ZM112 23V22H111ZM137 23V22H136ZM136 23H135V26H136ZM179 23H180V25H179ZM221 23V22H220ZM228 23V22H227ZM43 24H44V26L46 25V27H48L47 29H46V27H44L43 26ZM107 24H109V22L108 23H106V25ZM130 24V23H129ZM138 24V23H137ZM191 24H193L192 26H194V24H195V22L193 23V21H192V23ZM198 24V23H197ZM24 27V28H26V30L22 27V26ZM44 27H42V26ZM106 25H104V27L106 26ZM110 25V24H109ZM112 25H114V24H112ZM229 25V24H228ZM17 26H20V27H18V30H16L15 28L17 27ZM108 26V25H107ZM106 26V27H107ZM111 26V25H110ZM131 26V25H130ZM135 26H133V27H135ZM199 26V25H198ZM12 27H14L13 29L15 30V33H12L11 31V33H9V30H12L13 32H14V30L12 29ZM112 27V26H111ZM132 27V26H131ZM201 27V26H200ZM206 27V26H205ZM11 28V29H10ZM114 28V27H113ZM135 28H138V27H135ZM198 28V27H197ZM107 29V28H106ZM136 30L135 32H134V30ZM183 29V28H182ZM186 29H187V27H186ZM186 29H183V30H185V31H183V32H188V30L186 31ZM117 30H120V31H117ZM124 30H126V29H124ZM216 30V29H215ZM116 31L118 32V34L116 33ZM133 31V32H132ZM122 33V35L123 36H121V33ZM128 32V33H127ZM129 32H132L131 34H129ZM199 32V31H198ZM198 32H196L197 34H198ZM116 33V34H115ZM192 33H194V32H192ZM201 33H203V34H205L204 32H201ZM5 34V35H4ZM111 34H112V36H113V40H112V36H111ZM203 34H201V35H203ZM6 35H9V36H6ZM13 35V36H12ZM102 35V34H101ZM132 36L133 35V37H132V39L131 38H129L128 36ZM188 35H189V33H188ZM194 35V34H193ZM200 35V34H199ZM199 35H197V38L199 37ZM200 35V36H201ZM6 36V38H4ZM12 36V37H11ZM119 36V37H118ZM182 36H184V37H182ZM190 36H192V34L190 35ZM195 36V35H194ZM7 37H8V39H7ZM102 37V36H101ZM116 37H118V38H116ZM121 37V39H119ZM122 37H126L125 39L123 38L122 39ZM131 40H129L128 38ZM186 37H187V35H186ZM193 37V36H192ZM116 38V39H115ZM188 38V37H187ZM190 38V37H189ZM196 38V41L198 40ZM202 38L203 37H200L199 38V40H198V42L197 43H195L196 41H191V42H193V43H195L194 45L195 46H197L198 44V46L197 47H203V46H208V47H210L211 45L208 43V42H210L209 40L207 41V40H205L204 41V39H203V42L201 41L202 40ZM207 38V37H206ZM209 38V37H208ZM207 38V39H208ZM213 38V37H212ZM211 38V39H212ZM6 39V40H5ZM14 39V41L15 40H17L16 42H14L13 41V43H12V40ZM21 40V42H20V40ZM119 39V40H118ZM126 39H127V41L128 42H131L130 44L132 45L134 42H136L135 44H133V45H135L134 46V48H131V47H133V46H129V43H126L127 41H126ZM135 40V41H132V40ZM194 39V38H193ZM201 39V40H200ZM210 39V40H211ZM215 38H213L212 40H211V44H212V42L214 43L215 41H213ZM106 40V41H105ZM107 40H109L110 42H109V44L112 42L113 44H110V45H108V43H107ZM116 42H115V41ZM121 40H123L124 42H125V44L127 45V46H124V42L123 41H121ZM185 40H188V39H185ZM190 40H191V38L188 40V42H190ZM195 40V39H194ZM7 41V42H6ZM199 41L201 42V43H199ZM115 42V43H114ZM191 42H190V44H191ZM16 43V44H15ZM117 43H120V44H122V45H120V44H118L117 45ZM217 44H218V47H219V43L218 42H216ZM116 44V45H115ZM188 44V43H187ZM216 44V45H217ZM113 45V46H112ZM121 47H120V46ZM192 45V44H191ZM190 45V46H191ZM210 45V46H209ZM213 46H215V44H212ZM114 46H116L115 48H114ZM117 46H118V48L121 50V48H122V50H123V48L125 49V47L127 48V49H125L126 51H124V53H123V51L122 52H120V53H122V55L124 54H126V52H127V54H128V51L130 52V54L132 53V52H134V54L136 55V56H138V59H140V60H144V62L140 65V67H141V70L142 69H144V70H140L141 72H139L138 74L140 75H134V73H137V70L133 67V69L131 68V67H128V68H131L129 71V74H131V76H133L134 78H138V80H137V82L140 84L141 82H144V85H145V88L143 87V86H139L140 88L141 87H143V88H139L138 90L140 91H138V90H136L138 93V96H137V98H136V96L132 99L131 98V96L129 97V95H130V93H129V95H127L128 96V98H125V96H124V98H119V95H118V93H120V92H117V94H115L116 93V90H115V92L113 91V90H111V89H109L107 86H111V85H115V84H117L118 82V80H120V79H117L116 80V78H114L113 76H115L116 77V75L119 73V72H121V70H123L122 69V65H124L122 62H121V60L125 57H123V56H121V54H120V56L121 57H123L121 60H120V56L118 55V52L116 51V48H117ZM4 47V48H3ZM16 47H18V49H20V51L21 50H23L22 51V53L21 52H19V54L21 53V55H18V53H15V52H18V49H16ZM111 47V48H110ZM186 47V46H185ZM217 47V48H218ZM5 48H6V50H5ZM14 48V49H13ZM117 48V49H118ZM183 48H184V50H183ZM187 48V47H186ZM194 48V47H193ZM196 48V47H195ZM204 48V47H203ZM207 48V47H206ZM217 48L215 47V50L217 51ZM221 48V47H220ZM8 49V50H7ZM11 49H13V50H11ZM112 49V50H111ZM115 49V50H114ZM192 51V48H188L187 50H188V52L190 51V50ZM198 49V48H197ZM213 49L214 48H212L211 49V51H210V53L211 52H214L213 51ZM12 51L11 53H9V51ZM120 50H118V51H120ZM194 50V49H193ZM219 50V49H218ZM111 51L113 52L114 51V53H113V55H112V53H111ZM117 52V57H116V55H114L116 52ZM198 51V50H197ZM14 52V53H13ZM110 52V53H109ZM190 53V52H189ZM193 53V52H192ZM195 53V52H194ZM193 53V54H194ZM11 54V55H10ZM24 54V56H25V59L27 60V58L30 60H33L32 58H35L34 59V61L36 62V63H34V64H32V61L30 60H28L31 64H29V62L27 61V65L25 66L24 65V62H26V61H24L25 59H23L24 58V56H22ZM29 54V55H28ZM111 54V55H110ZM185 54V55H186ZM201 53L199 52V55H200ZM129 55V54H128ZM131 55H133V54H131ZM177 55V56H176ZM192 55V54H191ZM22 58H21V57ZM29 56H31V58H29ZM34 56V57H33ZM111 56V57H110ZM136 56L134 57L135 59H136ZM193 57H195V56H197V55H192ZM20 57V58H19ZM112 57L114 58V59H112ZM120 57V58H119ZM199 57V56H198ZM201 57H202V55H201ZM208 57H209V55H208ZM207 57V58H208ZM16 58V59H15ZM117 58V59H116ZM133 58V57H132ZM133 58V59H134ZM229 58V57H228ZM18 59V60H17ZM21 59V60H20ZM22 59H23V61H22ZM37 59V60H36ZM125 59V58H124ZM128 59V58H127ZM126 59V60H127ZM196 59H198V58H196ZM195 59V60H196ZM215 59V58H214ZM16 60V61H15ZM20 60V61H19ZM206 60V59H205ZM219 60V59H218ZM217 60V61H218ZM229 60V59H228ZM2 61V62H1ZM4 61V62H3ZM10 61H13V62H10ZM123 61H125V60H123ZM136 61V60H135ZM189 61V62H188ZM213 61V60H212ZM22 62H23V64H22ZM137 62V61H136ZM138 62H139V60H138ZM192 62V61H191ZM196 62V61H195ZM203 62V61H202ZM222 62V61H221ZM224 62V61H223ZM122 63V64H121ZM205 63V62H204ZM220 63V62H219ZM226 63V62H225ZM118 64H121V68L119 67V69H121L119 72H118V68H115V65H118ZM126 64H127V62H126ZM129 64H130V62H129ZM132 64V63H131ZM195 64V63H194ZM198 64V63H197ZM24 65V66H23ZM30 65V66H29ZM128 65V64H127ZM188 65V66H189ZM224 65H227V63L226 64H224ZM137 66H138V64H137ZM209 66V65H208ZM218 66V65H217ZM144 67V68H143ZM186 67V66H185ZM190 67V66H189ZM188 67V68H189ZM194 67V66H193ZM192 67V68H193ZM200 67H201V65H200ZM199 67V68H200ZM26 69H28V71H31L30 73H31V76L29 75V73H28V71L27 72H25V70ZM136 71H135V70ZM148 69V70H147ZM196 69V68H195ZM215 69H217V68H215ZM124 70H127L125 67H124ZM123 70V71H124ZM147 70V71H146ZM180 70H182V69H180ZM180 70H178L179 72H180ZM189 69H187L186 68V70L184 69V72L183 71H181V72H183V74H185L186 73V71H188ZM194 70V69H193ZM197 70V69H196ZM203 72H204V70L203 69H201ZM213 70V69H212ZM217 70H219V68L217 69ZM221 70V69H220ZM90 71V72H89ZM122 71V72H123ZM143 71H144V73H143ZM146 71V72H145ZM171 71H174V72H172L173 74L171 75ZM117 72V73H116ZM179 72H175L176 73V75L178 76H180L181 75V72H180V74H179ZM189 72H194V71H188L187 73L189 74ZM197 72V71H196ZM202 72V73H203ZM217 72H219V71H217ZM221 72V71H220ZM28 73V74H27ZM141 73H143L144 74V76H142L143 74H141ZM178 73V74H177ZM122 74H124V73H122ZM199 74V72L197 73V75ZM120 75H121V73H120ZM125 76L127 75V74H124ZM201 75H203V74H201ZM201 75H199V76H201ZM205 75V74H204ZM28 76V77H27ZM124 76V77H125ZM135 76H137V77H135ZM176 76V77H177ZM182 76V75H181ZM186 76V75H185ZM188 76V75H187ZM186 76V77H187ZM221 76V75H220ZM219 76V77H220ZM234 76V75H233ZM121 77V76H120ZM124 77H122V78H124ZM130 77V76H129ZM128 77V78H129ZM198 77V76H197ZM214 77V76H213ZM218 77V78H219ZM134 78H132L131 80L130 79H128L127 81H129V82H132L133 83V81L132 80H134ZM182 78V77H181ZM226 78H228V75L226 76ZM168 79V80H167ZM187 79V78H186ZM221 79H222V77H221ZM225 79V78H224ZM4 80V81H3ZM7 80H8V83H9V80H11V83L10 84H7L6 85V83H7ZM212 80V79H211ZM213 80H215V78H213ZM217 80V79H216ZM227 80V79H226ZM231 80V79H230ZM238 80V79H237ZM177 81V80H176ZM243 81V80H242ZM126 82V81H125ZM125 82H122V84L123 83H125ZM184 82H185V78H184ZM220 82V81H219ZM131 83V84H132ZM137 83V84H138ZM186 83V82H185ZM202 83V82H201ZM135 84H136V81H135ZM209 84V83H208ZM212 84V83H211ZM214 84V83H213ZM216 84V83H215ZM119 87H121V83H120V81H119ZM123 85H125V84H123ZM122 85V86H123ZM128 85V83L125 85V86H127ZM181 85V84H180ZM191 85V84H190ZM222 85V84H221ZM2 86H4V85H2ZM2 86H0V91H2V90H4L5 88H3ZM4 86V87H5ZM129 86V85H128ZM132 87H133V85H131ZM130 86V87H131ZM138 86V85H137ZM173 86V85H172ZM183 86V85H182ZM213 86V85H212ZM219 86H220V84H219ZM218 86V87H219ZM226 86V85H225ZM229 86H230V84H229ZM237 87H238V85H236ZM112 87V86H111ZM114 87H116V86H114ZM119 87H118V89H119ZM171 87V86H170ZM174 87V86H173ZM210 87V86H209ZM217 85H216V90H217ZM1 88H3L2 90H1ZM123 88H125L126 89V87H124L123 86ZM205 88H206V86H205ZM224 88V87H223ZM241 88V87H240ZM108 89L109 90H111V91H113V92H111V91H108ZM113 89V88H112ZM116 89V88H115ZM124 89V90H125ZM135 89V88H134ZM179 89V88H178ZM197 89V88H196ZM200 89V88H199ZM211 89V88H210ZM220 88H218V91L220 92V90H219ZM228 89V88H227ZM170 90V89H169ZM176 90V89H175ZM186 90V89H185ZM195 90V89H194ZM207 90V89H206ZM212 90V89H211ZM215 90V91H216ZM222 90H224V89H222ZM226 90V89H225ZM224 90V93L223 94H221V95H223V96H221L220 97V99H222L223 97H224V100H223V102H221V100H219V104H218V97L220 96V95H218L217 96V98L215 99L214 97V101H212V100H210V99H208V98H210V97H208L207 99H208V101H206V99H205V101H206V106L208 105V103H210L208 106L210 107H206L205 106V104H204V109H201L200 110V108L201 107H203V106H201L198 110H200L201 111V114H199L200 112H198L197 114H198V116H200L199 118H200V120L199 121H201L202 119H203V117H204V121H205V119L206 120H208V122L210 121V119H212L213 120V122H216V125H215V123H212L211 122V126H214L211 130L212 131H214L215 129V131H217V130H222L223 128L221 127V129H220V125L221 126H223V125H227V124H225L224 123V121H227V119L229 118V117H232L231 115H230V113H233L234 112V110H231V108L234 106L233 104L236 102V100L231 104V100L233 101V99H229V97H228V99H229V101H228V99H227V90L225 91ZM241 90V89H240ZM243 90V89H242ZM257 90V89H256ZM255 90V91H256ZM5 91H6V89H5ZM5 91L3 92V94L5 93ZM127 91V90H126ZM131 91H132V89H131ZM187 91V90H186ZM186 91H184V92H186ZM212 91H214V90H212ZM33 92V93H32ZM34 92L36 93L35 95H34ZM110 92H111V94H110ZM122 92H123V89H122ZM172 92V91H171ZM199 92V91H198ZM221 92H223V91H221ZM227 92V93H226ZM240 92V91H239ZM243 92V91H242ZM250 92V91H249ZM44 93H46V94H44ZM47 93H49L50 94V96H49V94H47ZM113 93V94H112ZM132 93V92H131ZM135 93V95H136V92H134ZM162 93V94H161ZM173 93V92H172ZM183 93V92H182ZM181 93V94H182ZM213 93V92H212ZM226 93V94H225ZM255 93V92H254ZM29 94V95H28ZM32 94V95H31ZM44 94V95H43ZM122 94V93H121ZM140 94V95H139ZM177 94V93H176ZM175 94V95H176ZM187 94V93H186ZM210 94H211V91H210ZM2 94L0 93V96H1ZM4 95H6V94H4ZM28 95V97L26 98V96ZM37 95V96H36ZM46 95V97L44 98V96ZM126 95V94H125ZM132 95H134L133 93H132ZM165 95V94H164ZM178 95H179V93H178ZM204 95V94H203ZM206 95H207V91H206ZM224 95H226V96H224ZM250 95V94H249ZM255 95V94H254ZM3 96V95H2ZM30 96L33 98H30ZM37 98H36V97ZM40 96V98H38ZM43 96V97H42ZM118 96V97H117ZM121 96V95H120ZM123 96V95H122ZM170 96V95H169ZM172 96V95H171ZM198 96V95H197ZM202 96V95H201ZM209 96V95H208ZM234 96V95H233ZM236 96V95H235ZM241 96V95H240ZM42 97V98H41ZM50 97V98H49ZM162 97V96H161ZM165 97H166V95H165ZM173 97V96H172ZM6 98H8V97H6ZM26 98V100H23V99H25ZM180 98V97H179ZM187 98V97H186ZM200 98V97H199ZM205 98V97H204ZM212 98V99H213ZM237 98H238V96H237ZM251 98H253V97H251ZM3 98L1 97L0 98V101H2V103H3V100H2ZM135 99H137V100H135ZM155 99V100H154ZM156 99H158V100H156ZM163 99V100H162ZM181 100H182V98H180ZM188 99V98H187ZM190 99V98H189ZM189 99H188V101H189ZM236 99V98H235ZM255 99V98H254ZM259 99V98H258ZM110 100H112V101H114L115 102V105L114 106H112V107H108L107 106V102H109ZM161 100V101H160ZM166 101L167 100V102L165 103V102H163V101ZM179 100V99H178ZM192 100V99H191ZM197 100H198V98H197ZM200 100V99H199ZM198 100V101H199ZM239 100V99H238ZM237 100V102L239 103V101ZM250 100V99H249ZM13 101V102H12ZM46 101H44V102H46ZM153 102L154 104H155V102L156 103H158V101H160L159 103H158V105L156 106V104H155V106H156V108L154 107V105H153V107H152V103L151 102ZM185 101V100H184ZM187 100L185 101V102H188ZM193 101V100H192ZM198 101L197 102H195V103H198ZM203 101L204 100H202V103H201V101H200V103L199 104H203ZM16 102V103H15ZM111 102V101H110ZM148 102V103H147ZM150 102V103H149ZM161 102H163V103H161ZM208 102V103H207ZM211 102H213V103H211ZM1 103V102H0ZM2 103H1V106H2ZM20 103V104H19ZM31 104H32V101L30 102ZM39 103V104H40ZM175 103H177V104H179V105H177V104H175ZM190 104H191V102H189ZM188 103V104H189ZM240 103H241V100H240ZM245 103V102H244ZM4 104H6V103H4ZM141 104H143V105H141ZM146 104L148 105V104H150L151 105V109H149V105H148V108L146 109ZM214 104V105H213ZM7 105H6V107H7ZM27 105V104H26ZM111 105H112V102H111ZM242 104H240V106H241ZM37 106V105H36ZM45 106H48L47 108L45 107ZM183 106V105H182ZM181 106V107H182ZM197 106H199V105H197ZM240 106H238V104H237V106H236V109L235 110H237V108H238V110L240 109V108H242V107H240ZM14 107H12V108H14ZM20 107V106H19ZM196 107V106H195ZM244 107V106H243ZM250 107V106H249ZM263 107H264V105H263ZM1 108V107H0ZM11 108V107H10ZM12 108H11V110H12ZM17 108V107H16ZM16 108H14V109H16ZM39 108H40V106H39ZM186 108V107H185ZM191 108V107H190ZM194 108V107H193ZM198 108V107H197ZM205 108H207V110L208 109H212V113H211V110L209 111V113L207 114H205V112H203L202 110H205ZM235 108V107H234ZM245 108H247V106H245ZM252 108V107H251ZM6 109V108H5ZM5 109H3L2 111H0L1 112V114H2V112L5 110ZM13 109V110H14ZM28 109H29V107H28ZM38 109V108H37ZM154 109V110H153ZM155 109H158L157 110V113L155 112ZM182 109H183V107H182ZM255 109V108H254ZM254 109H252L253 111H255ZM7 110V109H6ZM8 110H9V108H8ZM7 110V111H8ZM152 110V111H151ZM193 110H196V108L195 109H193ZM231 110V111H230ZM249 110V109H248ZM184 111V110H183ZM182 111V112H183ZM191 111V110H190ZM241 111H243V108L241 109ZM241 111L239 112H237L236 113V115L235 116H237V115H240L241 114ZM251 111V110H250ZM5 112V111H4ZM20 112V111H19ZM26 112V111H25ZM177 112H178V114H177ZM182 112H181V114H182ZM188 112V111H187ZM203 112V113H202ZM248 111H246V113H247ZM252 112V111H251ZM8 113V112H7ZM190 113V112H189ZM188 113V114H189ZM211 113V114H210ZM235 113V112H234ZM243 113V112H242ZM253 113V112H252ZM6 114V113H5ZM43 114V115H42ZM45 114V115H44ZM249 114L251 115V113L249 112ZM7 116H8V114H6ZM6 115H4V116H6ZM15 115V114H14ZM32 115V114H31ZM31 115H29L28 117H29V120H30V116ZM183 115V114H182ZM187 115V114H186ZM190 115V114H189ZM195 115V114H194ZM209 115V116H208ZM228 115H230V116H228ZM249 116L248 114H245L244 113V116ZM1 116V115H0ZM16 116V115H15ZM19 116V115H18ZM43 116V117H42ZM179 116H180V118H179ZM185 116V115H184ZM188 116V115H187ZM192 116V115H191ZM197 116V115H196ZM234 116V117H235ZM20 117H22V116H20ZM24 117H25V115H24ZM28 117H26V119H28ZM193 117V116H192ZM191 117V118H192ZM206 117V118H205ZM240 117V116H239ZM242 117V116H241ZM191 118H190V120H191ZM202 118V119H201ZM209 118V119H208ZM2 119H3V121H2ZM9 119H10V117H9ZM9 119H8V117H5V119L4 118H1V120H0V123H2V124H0V130H1V128L4 130V132H9L10 131V134H12V136H16L14 133H11V132H13V130L11 131V129L10 130H7L9 127H5V125H6V122H7V124L10 126V123H12L11 121H9ZM14 119H15V117H14ZM224 119V121H222ZM231 119V118H230ZM241 119V118H240ZM239 119V120H240ZM23 120V122H22V124L23 125H26V122H27V120H25V118L24 119H21V121ZM32 120V119H31ZM211 120V121H212ZM234 120V119H233ZM237 120V119H236ZM235 120V121H236ZM9 121V122H8ZM15 121V120H14ZM20 121V122H21ZM196 121V120H195ZM195 121H193L194 123H196ZM229 121V120H228ZM25 122V123H24ZM198 122V121H197ZM224 123V124H221V123ZM4 123H5V125H4ZM193 124V123H192ZM214 124V125H213ZM220 124V125H219ZM4 125V126H3ZM8 125H6V126H8ZM12 126H13V124H11ZM18 125V124H17ZM21 125V124H20ZM195 125V124H194ZM193 125V126H194ZM209 125V124H208ZM19 127V126H18ZM11 128V127H10ZM218 128V129H217ZM6 129V130H5ZM201 129V128H200ZM214 129V130H213ZM185 130H184V132L183 133H185ZM16 131V130H15ZM202 131V130H201ZM31 132H32V134L34 135H32L31 134ZM197 132V131H196ZM193 133V132H192ZM224 133V132H223ZM163 134V135H164ZM5 135H7L6 133H5ZM5 135L4 134H2V132H0V137H2V136H4L5 137ZM167 136V135H166ZM175 136V135H174ZM174 136L172 137V138H174ZM146 137V138H145ZM149 137H151V136H149ZM157 137V136H156ZM156 137H155V139H156ZM223 137V136H222ZM221 137V138H222ZM225 137V136H224ZM162 137H160L159 136V139H160V141L162 140L161 139ZM164 138V137H163ZM2 139V138H1ZM7 139V140H6ZM6 139H4V140H0V143H8L7 141H9V136L7 135V137H6ZM152 139V138H151ZM157 140V139H156ZM140 141H142V144H139V143H141ZM144 141V142H143ZM158 141L159 140H157V143H158ZM156 142V141H155ZM162 142V141H161ZM160 142V143H161ZM151 143V142H150ZM156 144V143H155ZM141 145H143V146H141ZM15 146V147H14ZM17 146V147H16ZM138 146H140V148L138 147ZM153 146V145H152ZM155 146V145H154ZM154 146H153V148H154ZM149 147V146H148ZM160 147V146H159ZM158 147V148H159ZM164 147V146H163ZM162 147V148H163ZM157 147H156V149H158ZM147 149V148H146ZM153 150V149H152ZM149 151V150H148ZM260 151V150H259ZM257 152H258V150H257ZM32 153H34V154H32ZM57 153H59V154H61L62 156H60V157H58L57 155H59V154H57ZM140 153H141V151H140ZM260 153H261V151H260ZM263 153V152H262ZM57 154V155H56ZM131 154V153H130ZM156 154V153H155ZM32 155H34L33 157H32ZM124 155V154H123ZM150 155V154H149ZM126 156V155H125ZM151 156V155H150ZM263 155L261 154V158H264V157H262ZM117 156H115V158H116ZM119 157H120V155H119ZM127 157L128 156H126V159H127ZM129 157H130V155H129ZM128 157V158H129ZM142 157V156H141ZM140 157V158H141ZM130 158H132V157H130ZM117 159H119V158H117ZM152 159V158H151ZM156 159V158H155ZM120 160V159H119ZM264 159H262V161H263ZM132 161V160H131ZM157 161H159V160H157ZM102 163V162H101ZM100 163V164H101ZM104 163H106V162H104ZM103 163V164H104ZM264 163V162H263ZM262 162H261V164L263 165H261V168H263L264 167V164H263ZM115 164V163H114ZM118 164V163H117ZM122 164V163H121ZM129 164V163H128ZM2 165V166H1ZM126 165V164H125ZM146 165H148V164H146ZM151 165V164H150ZM12 166H14V167H12ZM18 166V167H17ZM20 166V167H19ZM100 166H102V165H100ZM121 166V165H120ZM124 166V165H123ZM130 166V165H129ZM128 166V167H129ZM152 166V165H151ZM150 166V167H151ZM8 167V168H7ZM10 167V168H9ZM15 167H16V169H15ZM116 167H117V165H116ZM149 167V166H148ZM147 166H146V169L148 168ZM149 167V168H150ZM0 168V169H1ZM19 168V169H18ZM20 168H22V169H20ZM53 168H56V169H54L53 170ZM101 168V167H100ZM122 168V167H121ZM127 168V167H126ZM261 168H260V170H261ZM11 169V170H10ZM61 169V170H62ZM69 169V170H68ZM75 169H77V171L79 170V171H81L79 174H77V172H75L76 170ZM96 169V168H95ZM264 169V168H263ZM262 169V170H263ZM2 170V169H1ZM1 170H0V172H1ZM9 170V171H8ZM25 170V169H24ZM71 170H73V171H71ZM108 170V169H107ZM118 170H121V169H118ZM259 170V169H258ZM262 170H261V172H262ZM53 171H55V172H53ZM78 171V172H79ZM88 171V170H87ZM93 171V170H92ZM103 171V170H102ZM110 171V170H109ZM124 171V170H123ZM264 171V170H263ZM58 172V171H57ZM72 172V173H71ZM74 172H75V174H77V175H74ZM117 172V171H116ZM258 172H260V171H258ZM9 173H7L4 177L2 176L1 178L3 179V178H6V181H4L5 183V186L3 187V186H1L2 184H0V186L3 188L2 189V191L5 193V190L7 191V190H10L9 192H11L12 191V189H14V187H16V186H19V182H17V181H19V179H21L20 178V176H17V173H16V177L18 178V179H15V184H16V186H15V184H14V186H13V184H12V186L13 187H11V189H10V185H11V176L9 175ZM24 173H28V171H25ZM85 173V172H84ZM111 173H112V171H111ZM121 173V172H120ZM13 174H14V172H13ZM107 174V173H106ZM12 175V174H11ZM15 175V174H14ZM13 175V176H14ZM57 176V178H54V176ZM104 175V174H103ZM117 174H115V176H116ZM127 175V174H126ZM241 175V174H240ZM7 176H10L9 178H10V181H9V179H8V177ZM12 176V177H13ZM21 176V177H22ZM59 176H61L60 174H59ZM76 176H78V177H76ZM114 176V177H115ZM132 176V175H131ZM245 176V175H244ZM15 177V178H16ZM24 178L26 177L25 175L23 176ZM89 177V176H88ZM87 177V178H88ZM91 177V176H90ZM93 177V176H92ZM120 177V176H119ZM127 177V176H126ZM14 178V177H13ZM47 178V177H46ZM66 178V179H65ZM73 178V179H72ZM75 178V179H74ZM81 178H82V180H81ZM86 178V177H85ZM95 178V177H94ZM122 178V177H121ZM128 178H130V177H128ZM133 178V177H132ZM250 178V177H249ZM2 179H1V182H2ZM109 179V178H108ZM251 179V178H250ZM17 180V181H16ZM46 180H48V182H49V179H46ZM77 180V181H76ZM88 180V179H87ZM92 180V179H91ZM100 180V179H99ZM129 180V179H128ZM134 180V179H133ZM14 181V180H13ZM95 181H96V178H95ZM104 181H105V179H104ZM106 181H108V180H106ZM111 181V180H110ZM116 181V180H115ZM119 181V180H118ZM130 181V180H129ZM89 182V181H88ZM113 182V181H112ZM135 182H137V181H135ZM264 182V181H263ZM3 183V182H2ZM9 183V184H8ZM18 183V184H17ZM21 184H20V186H24V184L22 183V182H20ZM47 183V182H46ZM61 183L59 184V186L61 185ZM79 183V184H78ZM81 183V184H80ZM119 183V182H118ZM131 183V182H130ZM23 184V185H22ZM39 184H42V183H39ZM44 184V183H43ZM49 184V183H48ZM70 184H69V186H66V187H70ZM125 184H127V183H125ZM9 187H8V186ZM28 185V184H27ZM57 185V184H56ZM61 185V186H62ZM74 185H73V187H74ZM106 185V184H105ZM116 185V184H115ZM114 185V186H115ZM119 185H121V184H119ZM128 185V184H127ZM131 185H133V183L131 184ZM241 185H244V184H241ZM19 186V187H20ZM25 186H26V184H25ZM31 186H33V185H28V187H31ZM49 186H50V184H49ZM76 186V185H75ZM78 186H77V189L75 188L74 190H78V192H72V191H70L68 188H66V187H64V189H62L63 187H61V188H59L58 187V189H60V190H58V191H60V192H58L59 193V195H57L56 196V193H52L51 195H52V197H53V199L55 200H53L54 201V204H55V206H58L59 204H56V199L60 202V200H62L63 201V203H62V201L60 202V204H61V206H63L64 208H65V206H69V205H72L73 207H76V206H78L79 204H80V207H82V211H81V213H83L84 212V210H85V212L87 213V212H89V213H91V212H93L94 213V211L95 210H93V211H91L90 209L88 210V209H84L85 208V206H83V205H85L83 202H81L82 203V205H81V203H79L78 205L77 204H74L75 203V201L78 199L77 197H81V196H79V194L80 195H82L84 192H79L80 190L78 189ZM89 186H90V184H89ZM97 186V185H96ZM109 186H111V185H109ZM108 186V187H109ZM123 186V185H122ZM129 186H130V184H129ZM247 186V185H246ZM246 186H243V189H244V187H246ZM7 187V188H6ZM125 187H126V185H125ZM51 188V187H50ZM89 188V187H88ZM117 189H118V187H116ZM129 188V187H128ZM131 188V187H130ZM16 189H17V187H16ZM23 189V188H22ZM62 189V190H61ZM66 189H68V191H70L69 193H68V191H66ZM102 189V188H101ZM127 189V188H126ZM125 189V190H126ZM47 189H45L43 192L45 193V191H46ZM83 190H86L85 188L83 189ZM92 190V189H91ZM90 190V191H91ZM98 190V189H97ZM96 190V191H97ZM110 190V189H109ZM116 190V189H115ZM114 190V191H115ZM124 190V191H125ZM1 191V193H0V196H2V194H3V192ZM61 191H62V193H61ZM66 191V192H65ZM93 191H95V190H93ZM123 191V190H122ZM123 191V192H124ZM127 191H128V189H127ZM8 191L6 192V193H9ZM16 192V191H15ZM14 192V193H15ZM23 192V191H22ZM40 192V191H39ZM119 192H121V191H119ZM242 192H244L243 190H242ZM6 193H5V195L4 196H6V197H8L9 195H11V196H13L12 194H7L6 195ZM13 193V192H12ZM41 194H42V192H40ZM39 193V195H41ZM43 193V194H44ZM47 193V192H46ZM49 193H51V192H49ZM61 193V194H60ZM70 193H72V194H70ZM75 193V195H73ZM88 193H89V191H88ZM95 193H97V192H95ZM116 193V192H115ZM129 194H130V192H128ZM239 193V195H243L242 193L240 194V191L238 192ZM17 194V193H16ZM23 194V193H22ZM42 194V195H43ZM54 194V195H53ZM64 196H63V195ZM77 194V195H76ZM93 194V193H92ZM104 194H106V193H104ZM112 194V193H111ZM25 195V194H24ZM27 195V194H26ZM41 195V196H42ZM70 195H73L72 197H69ZM85 195V194H84ZM84 195H82L83 197H85ZM110 195V194H109ZM124 195H126V194H124ZM41 196H40V199L38 198V200H39V202H40V205H39V208H40V206L42 207V205L41 204H44V202H45V204L46 205H48V203H49V205H48V207L46 208V209H44V208H42V210H40L39 208H36L38 211H37V213L35 214V212H36V210H35V208H33L32 207V211H35V212H33L34 214H32V215H36V217H39V214H40V212H41V216H42V219L40 218V220H43V218L45 217H47L46 215L47 214H45L46 212H47V210L49 211L50 210V213L51 212H53V211H55V208H52V206H53V202H52V200H44V201H41ZM77 196V197H76ZM92 196V195H91ZM112 196V195H111ZM122 196V195H121ZM14 198H16V195L14 194V196H13ZM64 197H65V199H64ZM95 197V196H94ZM114 197V196H113ZM117 197V196H116ZM125 197V196H124ZM244 197H245V195H244ZM247 197V196H246ZM2 198V197H1ZM10 198H12V197H10ZM34 198V197H33ZM60 198V199H59ZM63 198V199H62ZM68 198H69V200H68ZM73 199L74 200V203L73 202H71V203H73V204H70L69 203V201H70V199ZM75 198V199H74ZM86 198V197H85ZM92 198V197H91ZM106 197H104V199H105ZM118 198V197H117ZM2 199H5V198H2ZM7 199V198H6ZM68 201H67V200ZM110 199V198H109ZM112 199V198H111ZM245 200H246V198H244ZM243 199V200H244ZM16 200V199H15ZM20 200V199H19ZM66 202H65V201ZM73 200H71V201H73ZM81 201H84V200H82V199H80ZM95 200H96V198H95ZM108 200V199H107ZM2 201H5V200H2ZM11 201H12V199H11ZM13 201H14V199H13ZM17 201V200H16ZM36 201H37V199H36ZM58 201H57V203H58ZM105 201V200H104ZM0 202H1V200H0ZM9 202V201H8ZM38 202V201H37ZM51 202V203H50ZM68 202V203H67ZM88 202V201H87ZM3 203V202H2ZM5 203V202H4ZM10 203V202H9ZM76 203H78V202H76ZM92 203H93V200H92ZM8 204V203H7ZM94 204V203H93ZM101 204H102V202H101ZM100 204V205H101ZM106 204V203H105ZM108 204V203H107ZM106 204V205H107ZM112 204V203H111ZM1 205V204H0ZM9 205V204H8ZM14 205V204H13ZM50 205H51V207H50ZM65 205V206H64ZM76 205V206H75ZM92 205V204H91ZM91 205H89L90 207H91ZM99 205V204H98ZM60 206V205H59ZM67 206V209H68V211L65 213V210H63V208H62V210H61V213H59L61 216H62V218H69V216L71 215V214H68V213H74L73 211H75V210H79L80 209V207L78 208V207H76V208H78V209H74L73 207H72V209H71V207L69 206L68 207ZM30 207V206H29ZM95 207V206H94ZM59 208V207H58ZM58 208H56V209H58ZM61 208V207H60ZM92 208V207H91ZM106 208V207H105ZM239 208V207H238ZM54 209V210H53ZM98 209H99V207H98ZM52 210V211H51ZM70 210V211H69ZM86 210H88V211H86ZM106 210V209H105ZM12 211V210H11ZM14 211V210H13ZM20 211V210H19ZM43 211V212H42ZM62 211H64L63 213L64 214H66V215H63V213H62ZM108 210H106L105 212H107ZM25 212V211H24ZM30 212V211H29ZM58 212H60V209L57 211V213ZM96 212V211H95ZM108 212H110V211H108ZM0 213H1V209H0ZM3 213V212H2ZM56 213V214H57ZM88 213V214H89ZM92 213V214H93ZM104 213V212H103ZM6 214H7V212H6ZM22 214V213H21ZM27 214V213H26ZM29 214V213H28ZM54 215H55V213H53ZM53 214H48V217L47 218H49V219H44L45 221V223L47 224L48 222L47 221H50L49 223H52V224H50V225H52L53 227H54V225H53V221H51L52 220V217L53 218H55V216L53 215ZM56 215V218L59 216V217H61L60 215ZM240 214V213H239ZM260 214H263L264 215V205L262 206V204L261 205H259L256 209H255V211H253L251 214H249L248 216L249 217H254L255 216V218H256V220H258L259 221V219H260ZM18 215H19V213H18ZM38 215V216H37ZM69 215V216H68ZM80 215V214H79ZM96 215V214H95ZM26 216V215H25ZM34 216H32V217H34ZM74 216V215H73ZM86 216H87V214H86ZM90 215H88V217H89ZM98 216V215H97ZM101 216V215H100ZM248 216H247V218H248ZM1 217V216H0ZM51 217V218H50ZM72 217V216H71ZM70 217V218H71ZM8 218V217H7ZM91 218H93V216L91 217ZM246 218V219H247ZM38 219V218H37ZM245 219V218H244ZM245 219V220H246ZM31 220H33V218L31 219ZM36 220V219H35ZM82 220V219H81ZM243 220V219H242ZM247 220H251V219H247ZM253 220V219H252ZM61 220H59V222H60ZM63 221V220H62ZM96 220H94L93 219V222H95ZM98 221V220H97ZM67 222H69L70 223V221H67ZM67 222L66 223H64L63 222V224H67ZM76 222V221H75ZM77 222H79V221H77ZM87 222H89V221H87ZM248 222V221H247ZM255 222H257V221H255L254 220V222H251V221H249L248 222V225H247V229L249 228V230L248 231H250V229L251 228H253V223H255ZM4 223V222H3ZM39 224L41 223V221H39L38 222ZM82 223V222H81ZM99 223V222H98ZM97 223V224H98ZM245 224H246V221L244 222ZM258 223V222H257ZM34 224H36L35 222H34ZM93 224V223H92ZM91 224V225H92ZM95 224V223H94ZM43 225H44V223H43ZM56 225V224H55ZM61 225H62V222H61V224H60V227H61ZM70 225V224H69ZM72 225V224H71ZM70 225V226H71ZM81 225V227H82V224H80ZM80 225L78 226L79 228H80ZM86 225V224H85ZM90 225V226H91ZM250 225H252V226H250ZM255 225H256V223H255ZM7 226V225H6ZM46 227H47V225H45ZM52 226L49 228V227H47L46 229V231L43 229V227L42 228H40V226L38 225V227L40 228V231H43V232H40V231H38V233L40 232V233H47V238L49 239V236L51 235V236H54L53 238H51L50 237V241L52 240H54L53 241V243H49L50 245H52L51 247H53V249L52 248H50V250L52 249V251L50 252L51 253V255L48 253V250L47 249H49L48 248V246L50 247V245L48 244V239L45 237V240L44 241H41L43 244L42 245H44V244H46L47 245V247H46V250H45V248H43V251H45L44 252V254L43 255H45L46 254V256H48V255H50L51 257H44L43 259L45 260V261H48V260H56L58 263H60V262H62L63 260L65 261V259H66V256H68V255H66L65 256V252L63 253V255H64V257H62L61 256V254L59 253L61 250H62V247H61V245H62V240L64 239H59L58 238V236L56 237V235H53L54 233H53V231H55V233H56V230H58V228L61 230L62 228H60V227H56V230H53L52 229ZM68 225H66L65 227H67ZM69 226V227H70ZM74 226V225H73ZM94 226V225H93ZM85 227V226H84ZM92 227V226H91ZM90 227V228H91ZM98 227V226H97ZM251 227V228H250ZM7 228V227H6ZM77 228V227H76ZM75 228V229H76ZM83 228V227H82ZM86 228H87V226H86ZM256 229H257V227H255ZM36 229V228H35ZM41 229H43V230H41ZM74 229V230H75ZM246 229V230H247ZM254 229V228H253ZM49 230V231H48ZM51 230V231H50ZM62 230H64V229H62ZM73 230V229H72ZM252 230V229H251ZM258 230H260L259 228H258ZM264 230V229H263ZM1 231V230H0ZM37 231V230H36ZM70 231V230H69ZM76 231V230H75ZM74 231V232H75ZM77 231H79V230H77ZM87 231H88V229H87ZM254 231H256V230H254ZM50 232V233H49ZM59 232V231H58ZM91 232V231H90ZM89 231H88V233H90ZM257 232H259V231H257ZM2 233V232H1ZM65 233V232H64ZM77 233V232H76ZM88 233H86V236L88 235ZM260 233H261V230H260ZM264 232H262L261 234H263ZM3 234V233H2ZM2 234H0V236L2 237ZM50 234V235H49ZM70 234H71V231H70ZM83 234V233H82ZM38 236H40V235H38ZM77 236V235H76ZM80 236V235H79ZM25 237H27V236H25ZM65 237H66V235H65ZM72 237V236H71ZM82 237V236H81ZM34 238L35 239H37L36 238V236L35 237H33L32 238V244L34 245V247L37 245L38 246V244H36V243H38V242H40V241H37L36 243H35V241H33L34 240ZM39 238V237H38ZM41 238V237H40ZM39 238V239H40ZM57 238V239H56ZM84 238V237H83ZM3 239V238H2ZM43 239V238H42ZM66 239V238H65ZM70 239H72V238H70ZM79 239V238H78ZM263 240H262V245H263V248H264V238H262ZM41 240V239H40ZM66 240H68V239H66ZM30 241V242H31ZM46 241H47V243H46ZM49 241V242H50ZM51 241V242H52ZM80 241V240H79ZM45 242V243H44ZM68 242V241H67ZM1 243V242H0ZM28 243V242H27ZM23 244V243H22ZM24 244H25V242H24ZM29 244V243H28ZM41 244V243H40ZM40 244H39V246H40ZM64 244V243H63ZM70 244V243H69ZM2 245V244H1ZM4 245V244H3ZM7 245V244H6ZM65 245V244H64ZM63 245V246H64ZM72 245H73V243H72ZM79 245V244H78ZM81 246H82V244H80ZM36 246V252L38 253V255H40V253H41V249L40 248H38ZM43 246V247H44ZM56 246V247H55ZM59 247V249H57L58 247ZM33 247V246H32ZM61 248V249H60ZM77 248V247H76ZM84 249V248H83ZM2 250V249H1ZM0 250V251H1ZM58 251V253L60 254V257H61V259H60V257L58 258V253L56 252V251ZM31 251V250H30ZM42 251V252H43ZM80 251V250H79ZM20 252V251H19ZM26 252H27V250H26ZM47 252V253H46ZM55 252H56V254H55ZM63 252V251H62ZM61 252V253H62ZM73 252V251H72ZM78 252V251H77ZM33 253V252H32ZM79 254H80V252H78ZM82 253V252H81ZM86 253V252H85ZM85 253H83V254H85ZM35 254V253H34ZM42 254V253H41ZM74 254V253H73ZM77 254V253H76ZM0 257H3V258H5L3 255H2V251L0 252ZM5 255V254H4ZM57 255V256H56ZM30 256H31V254H30ZM41 256V255H40ZM74 256V255H73ZM78 256V255H77ZM35 257V256H34ZM37 257V256H36ZM52 257H53V259H52ZM75 257V256H74ZM22 258V257H21ZM49 258V259H48ZM261 258H263L264 259V250H263V254H262V257ZM2 259V258H1ZM12 259V258H11ZM33 259H35V258H33ZM77 260H79L78 258H76ZM7 260H9L10 261V258L9 259H7ZM41 260V259H40ZM59 260V261H58ZM6 261V259H4V262ZM39 261V260H38ZM45 261H44V263L43 264H45ZM64 261L62 262V263H64ZM72 261H74V259L72 260ZM3 262V260H2V264L4 263ZM18 262V261H17ZM17 262H15V263H17ZM34 262H36V261H34ZM33 262V263H34ZM40 262V261H39ZM50 261H48V263H49ZM69 262V261H68ZM81 262V261H80ZM19 263V262H18ZM41 263V262H40ZM61 263V264H62ZM79 262H77V264H78ZM25 264V263H24ZM36 264H37V262H36ZM67 264V263H66ZM74 264H76V263H74Z\"/></svg>",
  "mask_w": 264,
  "mask_h": 264
}]
</instances>
